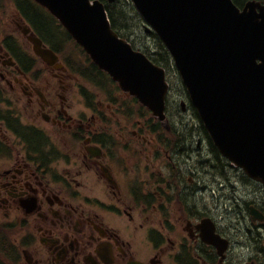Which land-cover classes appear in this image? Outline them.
Returning <instances> with one entry per match:
<instances>
[{
    "label": "flooded vegetation",
    "instance_id": "af4514ba",
    "mask_svg": "<svg viewBox=\"0 0 264 264\" xmlns=\"http://www.w3.org/2000/svg\"><path fill=\"white\" fill-rule=\"evenodd\" d=\"M13 15L11 30L0 20V264H236L244 230L256 243L246 263L264 264V221L249 210L244 227L225 222L208 202V164L222 176L223 161L194 157L195 138L212 143L187 126L179 95L168 94L165 128L182 133L171 138L118 85L87 80L92 91L61 58L42 61Z\"/></svg>",
    "mask_w": 264,
    "mask_h": 264
},
{
    "label": "water",
    "instance_id": "95a60500",
    "mask_svg": "<svg viewBox=\"0 0 264 264\" xmlns=\"http://www.w3.org/2000/svg\"><path fill=\"white\" fill-rule=\"evenodd\" d=\"M60 19L94 62L165 118L166 70L112 27L102 0H36ZM171 53L219 151L264 184V5L233 0H132ZM26 32L30 29H26ZM49 64L58 55L30 35ZM254 219L262 212L251 210ZM217 243L216 241H214Z\"/></svg>",
    "mask_w": 264,
    "mask_h": 264
},
{
    "label": "rangeland",
    "instance_id": "374dc122",
    "mask_svg": "<svg viewBox=\"0 0 264 264\" xmlns=\"http://www.w3.org/2000/svg\"><path fill=\"white\" fill-rule=\"evenodd\" d=\"M124 2L125 4H127L126 7L133 11V12L131 11L129 12L131 13L130 16L132 17V20L134 21L133 24L135 25V29L132 31V36H131V39L133 40L135 46L137 48L138 47L145 48L149 50L151 53L157 52L160 46V43L158 42L159 40L156 38V36H153V34L147 35L148 33L144 30V22L141 21L140 15L137 16L135 14L137 10L135 9L132 1L124 0ZM16 12L17 10L15 9L14 3L11 0H0V20H2L3 25H5L10 30L12 27H15L14 24L15 16L13 14ZM26 46L31 47L30 44L27 42H26ZM76 49H77V55H75V59L78 58L84 59L81 49L78 48ZM166 66L168 68V76H169V80L172 83L173 91H175L177 95L181 94L182 98L181 97L179 98L177 107H179L180 110L182 111L180 101L185 100L186 98L185 97L186 93L183 87L184 85L182 82V78L177 68L175 67L172 58H170L169 63ZM81 81L87 84V87L90 90L94 91V89L91 86V83H89L87 80L84 79H82ZM98 90L99 88H97V90L95 91L96 96L99 95L102 99L106 100V95H103L102 92ZM186 106L187 108L185 109V111H182L184 112L182 113L183 119L185 120V122H190L191 126L199 127L200 120L197 114L195 113L194 109L193 108L190 109L189 101L187 98H186ZM135 108L137 110L136 106ZM175 110L177 111V108ZM150 117H151L150 114H147V116H144L143 119H145L144 121L146 122V120L149 119ZM177 126H180L182 128L184 126V123L182 124L181 122H178ZM196 141L197 138H195L193 141L194 143L193 145L196 148V150L192 152V154L195 155L194 157L197 156L199 159H203L204 157L202 156V153H205L206 151H208L209 156L215 157V153L212 151V146L209 144V142L206 139H204V141L202 140L203 144H201L204 150H202L201 148H200L201 150L198 149L199 146H197ZM192 163L195 164L193 159H192ZM224 163H225L224 173L222 176L215 175L216 169L213 167L212 162L208 164L210 172L214 173L213 174V176H215L214 178L217 177V181L212 182L210 180V183L211 182L212 183L209 185V189L207 191L208 202L210 203L214 202V204L218 202L219 214L223 215V219L225 220V222H230V221L232 222V218L233 217L235 218L236 216V222H240L241 225L244 227L245 225L250 223L248 206L251 204H255L256 202L262 203L264 205V188L259 187V185H257L256 183L249 182L248 177L244 174L243 170L239 169V167H236L226 158ZM200 164L201 163L198 162L199 168L201 167ZM220 179L223 180V184L218 183ZM197 182H199V180H197ZM217 196L219 198L218 200H216ZM235 201H236V214L233 212ZM1 222L3 221L0 218V223ZM0 233L2 232L0 231ZM240 240H242L241 243L244 244L245 246L243 245L239 246L238 248L239 258H236V264H244L247 261H250L252 254L253 256H255V253H252L251 250H249L247 244H256V243L254 242V239L252 240L254 243L250 240V235L247 231L245 230L242 231Z\"/></svg>",
    "mask_w": 264,
    "mask_h": 264
},
{
    "label": "trees",
    "instance_id": "16d2710c",
    "mask_svg": "<svg viewBox=\"0 0 264 264\" xmlns=\"http://www.w3.org/2000/svg\"><path fill=\"white\" fill-rule=\"evenodd\" d=\"M17 10L23 17L31 24L36 34H38L47 44L54 48L65 59L66 63L76 73H80L84 78L88 80H102L103 82L108 80V83L112 85L111 77L101 70L84 52V50L74 41L71 35L63 27L60 21L52 15V13L44 6L36 3L33 0H11ZM238 5L244 4L247 0H234ZM264 1V0H263ZM106 2V9L108 11L113 28L119 32L120 35L126 38H131L132 31L135 29L134 21L130 16L131 9H128L124 0H115L114 2ZM139 16L138 12L135 13ZM142 21V19H141ZM136 24V23H135ZM160 43L157 52H150L145 49L146 53L158 64L166 65L171 58L168 50ZM81 49L84 59L72 60L75 57L74 52L77 55V49ZM84 63V64H76ZM103 83L106 87L107 84ZM115 83V82H114Z\"/></svg>",
    "mask_w": 264,
    "mask_h": 264
}]
</instances>
